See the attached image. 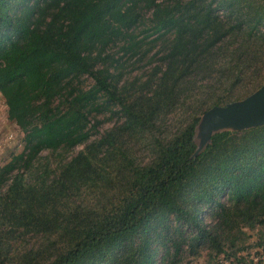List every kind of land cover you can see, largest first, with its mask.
<instances>
[{"label": "trees", "instance_id": "trees-1", "mask_svg": "<svg viewBox=\"0 0 264 264\" xmlns=\"http://www.w3.org/2000/svg\"><path fill=\"white\" fill-rule=\"evenodd\" d=\"M263 85L264 0H0L25 134L0 168V264L240 262L250 233L264 252V124L196 154L202 118ZM101 114L117 124L92 140Z\"/></svg>", "mask_w": 264, "mask_h": 264}, {"label": "rangeland", "instance_id": "rangeland-1", "mask_svg": "<svg viewBox=\"0 0 264 264\" xmlns=\"http://www.w3.org/2000/svg\"><path fill=\"white\" fill-rule=\"evenodd\" d=\"M147 18L150 17V14L147 13ZM139 33V31H138ZM143 35V34H141ZM117 49L115 48L113 52ZM126 59H123L122 62H126ZM125 76H136L137 74L143 73L144 69H135L133 64H127ZM93 85V81L91 79L85 80L83 86L88 89ZM186 109L181 111L183 115V120L187 118V114H185ZM92 125L97 121H100L102 125L98 126V133L92 136L93 139L99 138L105 131L111 129L117 124V119H112L109 114H101L97 115L96 119L94 120L91 117ZM183 120H177L176 122L181 125ZM202 137L200 136V140ZM198 140V142L200 141ZM25 149V134L21 131V129L9 118L8 114V107L4 97L0 94V168L6 165L14 156L21 154ZM82 147L76 148L75 151L67 154H63V160L67 159L68 157H72L77 154ZM43 156H47V153H43ZM53 161L52 167H56L59 164L60 157L51 158ZM44 162V161H43ZM105 191V190H104ZM97 192V191H96ZM118 193V190L116 191ZM97 194V193H95ZM116 193L114 191L108 192L106 197H102L101 204L102 206L105 204H110V200ZM92 196L89 198L91 200ZM116 201V198L113 200ZM4 231L6 229L4 228ZM251 239L245 244L247 247L243 252H239V257H241V261L238 262L234 259H226L224 255L217 258L215 256L208 255V252L205 251L200 254V256L194 258L192 256L186 257L185 261L182 264H264V252L263 250L256 245L257 236L255 234L250 233ZM248 238V237H246ZM35 243L34 241H31ZM30 242V243H31ZM24 245V244H23ZM29 245V244H28ZM27 246V245H26ZM25 246H16V248H20L19 250H23ZM28 247V246H27Z\"/></svg>", "mask_w": 264, "mask_h": 264}, {"label": "water", "instance_id": "water-1", "mask_svg": "<svg viewBox=\"0 0 264 264\" xmlns=\"http://www.w3.org/2000/svg\"><path fill=\"white\" fill-rule=\"evenodd\" d=\"M263 124L264 85L245 100L224 107H215L202 118L197 128L198 150L196 154L204 150L214 133L243 131Z\"/></svg>", "mask_w": 264, "mask_h": 264}]
</instances>
